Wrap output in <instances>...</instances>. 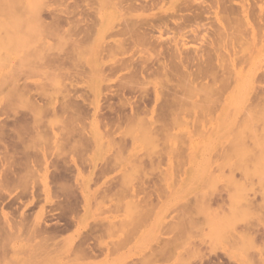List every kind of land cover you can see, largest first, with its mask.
Here are the masks:
<instances>
[{"label": "rangeland", "instance_id": "rangeland-1", "mask_svg": "<svg viewBox=\"0 0 264 264\" xmlns=\"http://www.w3.org/2000/svg\"><path fill=\"white\" fill-rule=\"evenodd\" d=\"M263 34L264 0H0V264H264Z\"/></svg>", "mask_w": 264, "mask_h": 264}, {"label": "bare ground", "instance_id": "bare-ground-1", "mask_svg": "<svg viewBox=\"0 0 264 264\" xmlns=\"http://www.w3.org/2000/svg\"><path fill=\"white\" fill-rule=\"evenodd\" d=\"M140 1V0H139ZM148 2V1H147ZM154 2V1H153ZM135 3V2H134ZM140 4V3H139ZM143 4H145V3H143ZM146 6H147V4H145ZM150 5V4H149ZM140 6H142V8H143V5H140ZM150 6H152V4L150 5ZM134 7H136L137 8V5L135 6V4H134ZM145 7V6H144ZM139 8V7H138ZM135 9V8H134ZM141 9V8H140ZM204 9V8H203ZM136 10V9H135ZM138 10V9H137ZM142 10V9H141ZM143 11V10H142ZM189 11H191L190 10V8H189ZM199 12V11H198ZM202 12V11H201ZM204 12H208V11H204ZM209 13V12H208ZM198 14V13H197ZM205 14V13H204ZM53 15V14H52ZM206 15V14H205ZM208 15V14H207ZM51 16V15H50ZM195 17H197L198 15H196V13H195V15H194ZM52 17V16H51ZM53 17H55V16H53ZM193 17V16H192ZM194 17V18H195ZM203 17V16H202ZM192 19V18H191ZM196 19V18H195ZM202 19V18H201ZM201 19H200V21H201ZM206 19V18H205ZM52 20V19H51ZM161 20H162V18H161ZM188 20V19H187ZM204 20V19H203ZM58 21V20H57ZM166 21V19L165 20H162L161 22H165ZM193 21V20H192ZM64 22V21H63ZM158 22V21H157ZM160 22V23H161ZM53 23V22H52ZM156 24V23H155ZM133 25H135V24H133ZM138 25H139V23H138ZM130 26V25H129ZM128 27V26H127ZM126 27V28H127ZM146 27V26H145ZM140 28V26L138 27V29H137V25H136V28H134L133 26H131L130 27V31H136V30H139L137 33L138 34H140V30L141 29H139ZM142 28V27H141ZM149 28V27H148ZM151 28V27H150ZM142 30H143V28H142ZM146 30L147 29H145V32H144V30H143V32L140 34V36H138L139 37V39H138V37H136L135 38V40L137 41V43L140 41V42H142L141 44L142 45H144V44H146L145 42H147V44L149 43L148 41H150V40H152V39H150V36H149V33H146ZM148 32L150 31H152V30H147ZM128 32V31H127ZM126 32V33H127ZM131 33V32H130ZM133 33H135V32H133ZM132 34V33H131ZM130 34V35H131ZM137 34V35H138ZM134 35V34H133ZM264 35V34H263ZM213 36L215 37V41H217V40H224V39H226L227 38V36H228V30L227 29H218V30H216V31H214L213 32ZM253 36V35H252ZM131 37H135V36H131ZM254 37H252V40H254L253 39ZM146 39H148V41H146ZM150 39V40H149ZM248 41L249 40H245L244 39V41L243 42H245L246 44L248 43ZM140 42H139V44H140ZM132 43V42H131ZM151 43V42H150ZM135 44V43H134ZM153 44V43H152ZM151 44V45H152ZM150 45V44H149ZM154 45V44H153ZM146 46V45H145ZM152 47V46H151ZM155 47V46H154ZM172 54H173V56H171V57H173V59H177L178 60V64L179 65H177V64H175V65H177V66H175V67H172L173 68V71H178V69L181 67V64L183 65L184 64V60H180V59H178V58H180L179 56L180 55H178L179 54V52H178V49H177V47L176 46H174V48H173V52H172ZM171 54V55H172ZM213 57H211L210 58V60H211V62H209L210 64H208L207 66H205L204 68L203 67H199V69H198V73H202V74H206L207 76H209L210 77V79H211V82H212V84L210 85V86H208V87H206L205 89H204V97L206 98V99H212V98H214V97H216V96H219V95H221V96H224V101H230V100H234V101H239L240 99H241V96H242V91H243V85H246L247 84V82H248V80L244 77V76H241V73L239 72V71H237V64H235L236 63V56H235V53H233V54H228V55H226L225 57H223L222 59H220V58H218L216 55H212ZM214 58V59H213ZM209 60V61H210ZM214 61V62H213ZM123 62V61H122ZM122 62H121V64H122ZM145 63V62H144ZM124 64V63H123ZM122 64V65H123ZM125 64H126V62H125ZM132 64V63H131ZM120 65V64H119ZM129 65V64H128ZM146 64H142V67H144ZM160 65V64H159ZM116 66V65H115ZM124 66V65H123ZM138 66V65H137ZM148 66V65H147ZM147 66H145V67H147ZM128 67V66H127ZM133 67V66H132ZM131 67V68H132ZM139 67H141V65L139 66ZM148 67H150V66H148ZM148 67L145 69H143L142 68V70L140 69V71L141 72H143V74H144V70L146 71L147 69H148ZM152 67V66H151ZM150 67V68H151ZM162 67H164V65L162 66ZM115 68V67H114ZM113 68V69H114ZM120 68L122 69V66H120ZM120 68H118L119 70H120ZM134 68V67H133ZM137 68V67H136ZM112 69V70H113ZM125 69V68H124ZM123 69V70H124ZM128 69H129V67H128ZM135 69V68H134ZM152 69V68H151ZM160 69H161V67H160ZM112 70H111V72H112ZM118 70V71H119ZM125 70H127V69H125ZM130 71L132 70V69H129ZM137 70H139V69H137ZM157 70V69H156ZM158 70H159V67H158ZM114 71V70H113ZM128 71V70H127ZM133 71V70H132ZM134 71H136V70H134ZM147 71H150L149 69L147 70ZM163 71H164V69H163ZM151 72V71H150ZM158 72V71H157ZM114 73V72H113ZM115 73H116V69H115ZM146 73V72H145ZM148 73V72H147ZM152 73V72H151ZM155 73V72H154ZM263 73H264V71H263ZM131 74H134L135 75V72L134 73H131ZM139 74H140V72H139ZM153 74V73H152ZM262 74V73H261ZM134 75H133V77H134ZM138 75V74H137ZM137 75H135V76H137ZM149 75V74H148ZM196 75H197V73H196ZM255 75V74H254ZM256 75H257V73H256ZM151 76V75H150ZM193 76H195V74H193ZM258 76V75H257ZM257 76H254V77H252L251 78V80H249L252 84L253 83H255V84H261V81L263 80V77H264V74L262 75V76H259V77H257ZM251 77V76H250ZM136 78V77H135ZM138 78V77H137ZM195 78H196V76H195ZM258 78V79H257ZM148 79V78H147ZM146 80V79H145ZM218 82H220L221 83V86H219V87H217L216 86V84L218 83ZM254 84V85H255ZM172 93V92H171ZM173 94V93H172ZM258 95V94H257ZM178 96V95H177ZM259 96V98L257 97V99H261L260 98V95H258ZM179 98V97H178ZM172 99H174V100H177V97H176V94H175V96L174 97H172ZM256 99V100H257ZM173 100V102H175ZM259 100H257V102L259 101ZM180 101H182L180 98H179V101L178 102H180ZM261 101V100H260ZM172 102V105L174 104ZM256 101H255V103H257ZM171 104V103H170ZM175 104H176V102H175ZM259 104V103H258ZM176 105H178V104H176ZM152 131V130H151ZM160 131V130H159ZM153 132H157V130L156 131H153ZM72 221V220H71ZM44 226V225H43ZM59 226V225H58ZM66 226H68V225H66ZM70 226V225H69ZM50 228V227H49ZM41 229V228H40ZM56 229V228H55ZM66 229V228H65ZM2 230V229H1ZM45 230V229H44ZM48 230V229H47ZM52 230V229H51ZM58 230V229H57ZM64 230V229H63ZM67 230V229H66ZM40 231H42V230H39V233H40ZM37 232V231H36ZM45 232V231H44ZM43 232V233H44ZM50 232V231H49ZM52 232H55V230L54 231H52ZM38 233V232H37ZM42 233V232H41ZM57 233V232H56ZM50 234V233H49ZM48 234V235H49ZM54 234V233H53ZM58 234V233H57ZM47 235V234H46ZM45 235V236H46ZM48 235H47V237H48ZM51 235V234H50ZM56 235V234H55ZM54 235V236H55ZM54 238V237H53ZM88 251V250H87ZM93 253V252H92ZM90 254V253H89ZM86 255V254H85ZM93 255V254H92ZM90 256V255H89Z\"/></svg>", "mask_w": 264, "mask_h": 264}]
</instances>
